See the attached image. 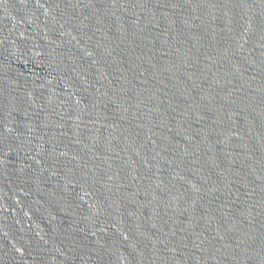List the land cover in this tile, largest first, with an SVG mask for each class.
Returning a JSON list of instances; mask_svg holds the SVG:
<instances>
[{
    "label": "water",
    "instance_id": "95a60500",
    "mask_svg": "<svg viewBox=\"0 0 264 264\" xmlns=\"http://www.w3.org/2000/svg\"><path fill=\"white\" fill-rule=\"evenodd\" d=\"M0 264H264V0H0Z\"/></svg>",
    "mask_w": 264,
    "mask_h": 264
}]
</instances>
